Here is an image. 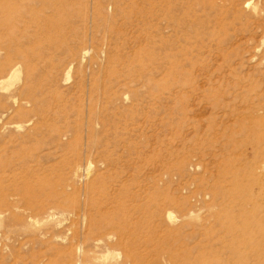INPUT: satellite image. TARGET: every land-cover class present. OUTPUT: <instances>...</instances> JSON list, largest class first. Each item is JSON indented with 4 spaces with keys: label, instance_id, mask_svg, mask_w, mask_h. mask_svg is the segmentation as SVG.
<instances>
[{
    "label": "rangeland",
    "instance_id": "374dc122",
    "mask_svg": "<svg viewBox=\"0 0 264 264\" xmlns=\"http://www.w3.org/2000/svg\"><path fill=\"white\" fill-rule=\"evenodd\" d=\"M116 233L264 264V0H0V264H123Z\"/></svg>",
    "mask_w": 264,
    "mask_h": 264
},
{
    "label": "bare ground",
    "instance_id": "6f19581e",
    "mask_svg": "<svg viewBox=\"0 0 264 264\" xmlns=\"http://www.w3.org/2000/svg\"><path fill=\"white\" fill-rule=\"evenodd\" d=\"M13 73H17V72H13ZM120 228H121V227H120ZM111 230H112V229H111ZM116 230H117V229H116ZM117 231H118V230H117ZM119 231H120V230H119ZM115 232H116V231H115ZM120 233L122 234V230H121ZM120 233H119V234H120ZM123 233H125V232H123ZM111 235H112V234H111ZM123 235H124V234H123ZM123 235H119V237H118V236H117V233H116V236H117L116 243H117V245H118L120 248L126 250L128 245H127V242H126L125 238L123 237ZM108 238H109V237H108ZM111 238H112V237H110V240H111ZM112 239H113V238H112ZM110 242H111V241H110ZM112 242H113V240H112ZM107 243H108V242H107ZM111 246H113V245L111 244ZM129 252H130V251L126 250V255H125V262H126V263H123V264H134V263H135V258H134L132 255H130ZM107 257H108L107 255H106V256H102V257H101L102 261H103V262H106V261H107V260H106ZM97 258L99 259L100 257L97 256ZM99 260H100V259H99ZM105 260H106V261H105ZM102 261H101V262H102ZM101 262H100V263H101ZM103 262H102V263H103Z\"/></svg>",
    "mask_w": 264,
    "mask_h": 264
}]
</instances>
